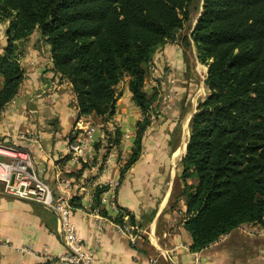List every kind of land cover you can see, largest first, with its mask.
Returning a JSON list of instances; mask_svg holds the SVG:
<instances>
[{
  "label": "trees",
  "instance_id": "obj_1",
  "mask_svg": "<svg viewBox=\"0 0 264 264\" xmlns=\"http://www.w3.org/2000/svg\"><path fill=\"white\" fill-rule=\"evenodd\" d=\"M196 14L191 38L210 94L192 118L181 164L194 253L243 226L264 230V0H0V22L8 23L0 119L24 82V48L37 35L50 47L54 74L72 85L80 116L112 117L117 87L128 79L144 120L126 167L140 156L156 102L144 90L150 63Z\"/></svg>",
  "mask_w": 264,
  "mask_h": 264
},
{
  "label": "crops",
  "instance_id": "obj_2",
  "mask_svg": "<svg viewBox=\"0 0 264 264\" xmlns=\"http://www.w3.org/2000/svg\"><path fill=\"white\" fill-rule=\"evenodd\" d=\"M185 30L177 42L160 48L150 63L156 72L148 73L144 90L155 95L156 102L147 115L150 126L140 156L129 167L144 114L132 99L128 79L117 87L112 117H83L72 85L53 72L50 47L37 44L45 41L35 35L24 48L26 75L1 116L0 144L29 153L54 197L70 201L78 235L96 252L97 264H170L166 254L179 246L180 264H264V235H252L260 228L255 226H243L201 252L190 250L181 164L196 112L190 105H195L199 90L200 103L210 93L208 68L199 62L191 38L194 27ZM3 82L0 78V90ZM171 92L175 98L169 103ZM89 128L95 130L91 136ZM81 140L87 154L76 158L70 148ZM109 186H115L117 212L106 203L112 199L106 194ZM102 188L106 190L100 203H95ZM119 218L122 225L135 229V243L118 231ZM0 239L14 246L0 247V264H58L66 251L57 215L39 203L7 195L1 184Z\"/></svg>",
  "mask_w": 264,
  "mask_h": 264
},
{
  "label": "built area",
  "instance_id": "obj_3",
  "mask_svg": "<svg viewBox=\"0 0 264 264\" xmlns=\"http://www.w3.org/2000/svg\"><path fill=\"white\" fill-rule=\"evenodd\" d=\"M151 72H156V68L152 64ZM171 85H174V80L171 81ZM174 98L173 92L167 96V99L171 101ZM94 131L93 128H89L86 132L91 136ZM39 147L40 149L42 148L41 146ZM70 149L72 155L76 158H83L87 154L84 140L73 144ZM0 151L10 154L9 156L0 154L4 157V161L0 163V184L3 186L4 192L12 197L39 203L47 209L52 210L59 218L66 251L58 259V264H97L96 252L92 249H88L78 235L77 225L72 219L70 201L66 197H54L51 188L40 178L34 158L25 151L13 149L2 144H0ZM114 188L115 186H109L106 194L109 193V198L112 199L107 200L106 203L110 209L117 212L114 196H112L115 195ZM117 229L120 234L127 235L133 243L136 242V237L134 235L135 229L131 226L128 224L117 225ZM251 234L254 236L264 235V230L255 229ZM0 247L14 248L8 239H0ZM15 248L22 253H32L27 248ZM179 248H181V246L166 254V258L170 264H180L176 258V252ZM195 264H199V262Z\"/></svg>",
  "mask_w": 264,
  "mask_h": 264
},
{
  "label": "rangeland",
  "instance_id": "obj_4",
  "mask_svg": "<svg viewBox=\"0 0 264 264\" xmlns=\"http://www.w3.org/2000/svg\"><path fill=\"white\" fill-rule=\"evenodd\" d=\"M198 16H199V14H196V15H193V17H192V19H191V21L187 24V26H186V30L184 31L185 33H188V31L189 30H191L193 27H194V29H195V27H196V24H197V18H198ZM195 24V25H194ZM7 28H8V23H5V22H0V51L1 50H3V47H4V38H5V33H6V30H7ZM37 44H46V43H44V42H42L41 43V41H39ZM26 47V46H25ZM197 55H198V53H197ZM176 91L174 90V93H175ZM199 93H201V94H199V96L197 95V101H196V103H195V105L194 104H192L191 103V105H190V107H191V109L193 110V111H195L196 110V112H195V114L197 113V108H198V106L200 105V101L201 100H199V99H202L203 98V93L199 90L198 91ZM174 100V99H173ZM171 102V100H169V103ZM188 127V126H187ZM187 131V130H186ZM7 162H9V161H7ZM192 185H194L195 183H196V181L194 180V179H191L190 181H189Z\"/></svg>",
  "mask_w": 264,
  "mask_h": 264
},
{
  "label": "bare ground",
  "instance_id": "obj_5",
  "mask_svg": "<svg viewBox=\"0 0 264 264\" xmlns=\"http://www.w3.org/2000/svg\"><path fill=\"white\" fill-rule=\"evenodd\" d=\"M0 154H3V155H5V156H9V155H10L9 153H7V152H3V151H0Z\"/></svg>",
  "mask_w": 264,
  "mask_h": 264
},
{
  "label": "water",
  "instance_id": "obj_6",
  "mask_svg": "<svg viewBox=\"0 0 264 264\" xmlns=\"http://www.w3.org/2000/svg\"><path fill=\"white\" fill-rule=\"evenodd\" d=\"M4 161V157L0 155V163Z\"/></svg>",
  "mask_w": 264,
  "mask_h": 264
}]
</instances>
